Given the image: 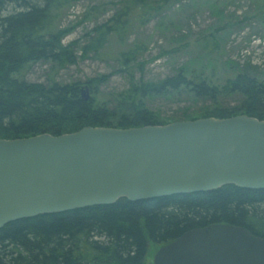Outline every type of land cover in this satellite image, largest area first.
Returning a JSON list of instances; mask_svg holds the SVG:
<instances>
[{
    "label": "trees",
    "instance_id": "1",
    "mask_svg": "<svg viewBox=\"0 0 264 264\" xmlns=\"http://www.w3.org/2000/svg\"><path fill=\"white\" fill-rule=\"evenodd\" d=\"M74 0H0V139L53 136L83 127L127 129L199 118L246 115L264 120V73L249 63L231 64L235 74L220 85L193 73L189 65L156 81L136 80L128 88L96 97L110 75L81 82H30L21 75L37 62L57 69L98 54L109 35L121 39L134 9L145 0H131L115 15L87 32L79 45L62 44L68 30L53 25ZM135 50L119 54L125 69L136 62ZM87 87L90 96L81 98ZM209 103L196 111L187 107L162 115L150 104L157 100ZM233 100L232 105L226 103ZM234 225L264 238V190L226 185L217 190L146 201L119 199L107 206L40 215L0 229V264H150L149 247L173 241L184 232L209 225ZM155 251V252H156Z\"/></svg>",
    "mask_w": 264,
    "mask_h": 264
},
{
    "label": "water",
    "instance_id": "2",
    "mask_svg": "<svg viewBox=\"0 0 264 264\" xmlns=\"http://www.w3.org/2000/svg\"><path fill=\"white\" fill-rule=\"evenodd\" d=\"M87 93L82 87L83 100ZM226 185L264 190V120L208 117L0 139V229L119 199L146 201ZM151 264H264V238L234 225L195 228L161 246Z\"/></svg>",
    "mask_w": 264,
    "mask_h": 264
},
{
    "label": "rangeland",
    "instance_id": "3",
    "mask_svg": "<svg viewBox=\"0 0 264 264\" xmlns=\"http://www.w3.org/2000/svg\"><path fill=\"white\" fill-rule=\"evenodd\" d=\"M131 0H74L58 13L53 31L68 30L62 44L84 42V35L105 22ZM147 8L136 7L121 39L109 35L98 54H89L57 69L48 62H37L22 73L30 82H81L110 75L99 87V101L111 93L128 88L129 74L136 80L156 81L174 74L181 65L193 73L220 85L240 67L249 63L264 73V0H145ZM135 50L136 62L143 64L125 69L119 59L124 51ZM89 96L90 92L87 93ZM105 98V97H104ZM232 105L233 100L227 101ZM209 103L194 104L186 97L181 103L157 100L152 109L169 116L178 109L196 111ZM156 247H149L146 262L151 264Z\"/></svg>",
    "mask_w": 264,
    "mask_h": 264
}]
</instances>
